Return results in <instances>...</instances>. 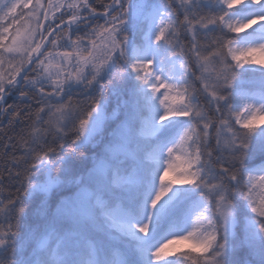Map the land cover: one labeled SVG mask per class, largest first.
Returning a JSON list of instances; mask_svg holds the SVG:
<instances>
[{
	"label": "snow or ice",
	"instance_id": "snow-or-ice-1",
	"mask_svg": "<svg viewBox=\"0 0 264 264\" xmlns=\"http://www.w3.org/2000/svg\"><path fill=\"white\" fill-rule=\"evenodd\" d=\"M102 7L0 0V264H264V0Z\"/></svg>",
	"mask_w": 264,
	"mask_h": 264
},
{
	"label": "trees",
	"instance_id": "trees-1",
	"mask_svg": "<svg viewBox=\"0 0 264 264\" xmlns=\"http://www.w3.org/2000/svg\"><path fill=\"white\" fill-rule=\"evenodd\" d=\"M46 2V0H45ZM89 2L92 4L93 7H95L98 11H103V7L102 5L107 3L108 0H89ZM208 0H205V3H207ZM101 23L103 21H100ZM214 34H209V39L212 38ZM185 43H187V41H185ZM84 97L81 95H73V102L75 103L76 101H83ZM12 100H9V103H12ZM203 102V101H201ZM35 109H33L34 111ZM26 117H21V120H24ZM3 119V129L5 132H7L9 135H14L16 133H19L21 128L23 127V124H16L14 127H9L8 126V119L7 118H0ZM68 147H71V137H69L66 141ZM214 144V141H213ZM0 152H2V149H0ZM260 162L259 160L256 161V163ZM0 168H2V164H0ZM19 187V184H17L16 182H12L11 185L6 184L3 186V190H4V196H8L10 193L11 194H15L16 193V189ZM175 259V257L173 258Z\"/></svg>",
	"mask_w": 264,
	"mask_h": 264
},
{
	"label": "rangeland",
	"instance_id": "rangeland-1",
	"mask_svg": "<svg viewBox=\"0 0 264 264\" xmlns=\"http://www.w3.org/2000/svg\"><path fill=\"white\" fill-rule=\"evenodd\" d=\"M59 15V14H58ZM253 28H258V25H253ZM252 31V29H247V30H245V33H242L241 35H244V34H246L247 32H251ZM257 57L259 58V54H257ZM250 166H252V167H260V166H264V163H262L261 161L260 162H258V163H255V164H253V165H250ZM183 250V249H182ZM171 259H173L174 257H170Z\"/></svg>",
	"mask_w": 264,
	"mask_h": 264
}]
</instances>
